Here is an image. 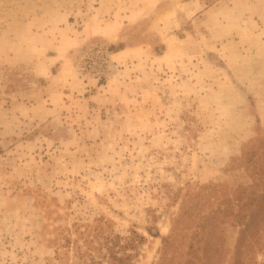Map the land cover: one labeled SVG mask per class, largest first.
<instances>
[{
    "label": "rangeland",
    "instance_id": "rangeland-1",
    "mask_svg": "<svg viewBox=\"0 0 264 264\" xmlns=\"http://www.w3.org/2000/svg\"><path fill=\"white\" fill-rule=\"evenodd\" d=\"M131 231L264 264V0H0V264Z\"/></svg>",
    "mask_w": 264,
    "mask_h": 264
},
{
    "label": "trees",
    "instance_id": "trees-1",
    "mask_svg": "<svg viewBox=\"0 0 264 264\" xmlns=\"http://www.w3.org/2000/svg\"><path fill=\"white\" fill-rule=\"evenodd\" d=\"M153 236H158V233ZM162 239L164 247L166 238ZM121 240L124 243H121ZM144 240V236L138 235L135 231H131V234L126 237L112 233L108 235L97 233L92 237L90 234L86 235L81 243L76 242L73 247L74 255L78 259L76 264H132L133 257L131 253H128V247H133L134 242L143 243ZM94 253L97 254L99 260L96 259Z\"/></svg>",
    "mask_w": 264,
    "mask_h": 264
}]
</instances>
